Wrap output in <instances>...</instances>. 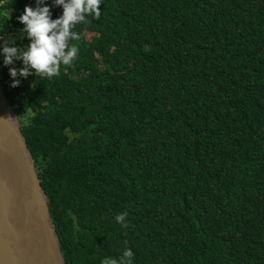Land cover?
Returning a JSON list of instances; mask_svg holds the SVG:
<instances>
[{"label": "trees", "instance_id": "1", "mask_svg": "<svg viewBox=\"0 0 264 264\" xmlns=\"http://www.w3.org/2000/svg\"><path fill=\"white\" fill-rule=\"evenodd\" d=\"M25 6L0 0V49L29 44ZM99 7L59 76L4 88L64 264H264V0Z\"/></svg>", "mask_w": 264, "mask_h": 264}, {"label": "water", "instance_id": "2", "mask_svg": "<svg viewBox=\"0 0 264 264\" xmlns=\"http://www.w3.org/2000/svg\"><path fill=\"white\" fill-rule=\"evenodd\" d=\"M0 264H64L46 195L1 84Z\"/></svg>", "mask_w": 264, "mask_h": 264}, {"label": "clouds", "instance_id": "3", "mask_svg": "<svg viewBox=\"0 0 264 264\" xmlns=\"http://www.w3.org/2000/svg\"><path fill=\"white\" fill-rule=\"evenodd\" d=\"M37 7L25 6L23 13L17 18L23 28L21 32L27 36L29 44L21 51L16 46H8L13 41L4 40L0 49L5 66L11 65L14 60H21L22 67L9 68L12 77L11 87L19 86L17 76L27 78L34 75L47 79L60 74L61 65L70 66L77 58L79 48L69 41H79L80 33L73 31L79 23H88V18L100 17L101 0H53V6L62 8V14L51 18L50 8L45 0H36ZM44 5V6H41ZM147 50V49H146ZM128 213L118 214L115 219L122 227H127L125 219ZM133 252L125 250L119 260L106 257L101 264H132Z\"/></svg>", "mask_w": 264, "mask_h": 264}, {"label": "built area", "instance_id": "4", "mask_svg": "<svg viewBox=\"0 0 264 264\" xmlns=\"http://www.w3.org/2000/svg\"><path fill=\"white\" fill-rule=\"evenodd\" d=\"M12 77H10V75L4 80V83H3V89L5 88V90H9V91H12L13 89H15V87H11V84H12ZM4 85H7L4 87ZM2 86V85H1Z\"/></svg>", "mask_w": 264, "mask_h": 264}, {"label": "rangeland", "instance_id": "5", "mask_svg": "<svg viewBox=\"0 0 264 264\" xmlns=\"http://www.w3.org/2000/svg\"><path fill=\"white\" fill-rule=\"evenodd\" d=\"M89 37H90V35H89ZM8 100H10V99H9V96H8Z\"/></svg>", "mask_w": 264, "mask_h": 264}]
</instances>
